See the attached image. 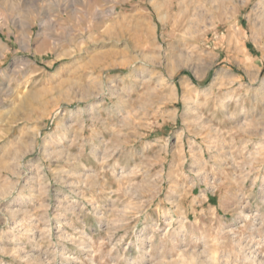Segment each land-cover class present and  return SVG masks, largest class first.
Segmentation results:
<instances>
[{"label":"rangeland","instance_id":"1","mask_svg":"<svg viewBox=\"0 0 264 264\" xmlns=\"http://www.w3.org/2000/svg\"><path fill=\"white\" fill-rule=\"evenodd\" d=\"M0 264H264V0H0Z\"/></svg>","mask_w":264,"mask_h":264},{"label":"bare ground","instance_id":"2","mask_svg":"<svg viewBox=\"0 0 264 264\" xmlns=\"http://www.w3.org/2000/svg\"><path fill=\"white\" fill-rule=\"evenodd\" d=\"M192 108V104L191 103H187L185 106H184V109H183V112L186 114V117L188 116V113L190 112ZM187 119V118H186Z\"/></svg>","mask_w":264,"mask_h":264}]
</instances>
